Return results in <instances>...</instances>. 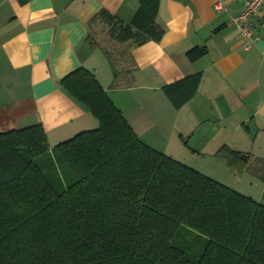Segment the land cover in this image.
<instances>
[{
	"label": "trees",
	"instance_id": "16d2710c",
	"mask_svg": "<svg viewBox=\"0 0 264 264\" xmlns=\"http://www.w3.org/2000/svg\"><path fill=\"white\" fill-rule=\"evenodd\" d=\"M139 2L130 23L108 10L93 23L128 50L161 42V0ZM202 78L164 88L177 110ZM61 86L99 127L54 149L41 124L0 133V264H264V204L143 142L90 70ZM215 157L237 177L250 161L229 146Z\"/></svg>",
	"mask_w": 264,
	"mask_h": 264
},
{
	"label": "crops",
	"instance_id": "0c3cea01",
	"mask_svg": "<svg viewBox=\"0 0 264 264\" xmlns=\"http://www.w3.org/2000/svg\"><path fill=\"white\" fill-rule=\"evenodd\" d=\"M246 1L161 0L162 41L128 50L93 20L108 10L130 23L139 0H2L0 133L41 124L54 148L97 129L99 121L61 86L86 68L153 149L200 172L196 156L215 157L223 146L250 155L232 183L210 177L264 204V7L250 21L256 41L247 49L231 24ZM196 47L208 53L192 62L188 52ZM199 73L197 96L177 110L164 88Z\"/></svg>",
	"mask_w": 264,
	"mask_h": 264
},
{
	"label": "built area",
	"instance_id": "2783aa9c",
	"mask_svg": "<svg viewBox=\"0 0 264 264\" xmlns=\"http://www.w3.org/2000/svg\"><path fill=\"white\" fill-rule=\"evenodd\" d=\"M221 5V4H220ZM220 6H218V9ZM264 7V0H247L243 12L233 17L231 24L236 26L246 40V48L249 49L256 41L254 30L251 27V19Z\"/></svg>",
	"mask_w": 264,
	"mask_h": 264
},
{
	"label": "rangeland",
	"instance_id": "374dc122",
	"mask_svg": "<svg viewBox=\"0 0 264 264\" xmlns=\"http://www.w3.org/2000/svg\"><path fill=\"white\" fill-rule=\"evenodd\" d=\"M254 142H255V139L253 138L252 144H254ZM54 148L52 147V149ZM184 151H186L187 155H192V151L188 149L186 146H185ZM196 158H197V161L193 165H195V167H199L201 169V172L203 171V173L207 174L208 176L223 177V179H227L225 180V183L226 182L232 183V181L236 180L237 178L236 174L225 163H222V161L221 163H218L219 160L216 157H211L210 155H207L204 158L198 157V156H196ZM56 166H57L58 172L61 174L57 163H56ZM227 176L228 178H226ZM229 185H232V184H229Z\"/></svg>",
	"mask_w": 264,
	"mask_h": 264
},
{
	"label": "water",
	"instance_id": "95a60500",
	"mask_svg": "<svg viewBox=\"0 0 264 264\" xmlns=\"http://www.w3.org/2000/svg\"><path fill=\"white\" fill-rule=\"evenodd\" d=\"M250 128H251V131H252V137L255 138V136L257 134V128H256L254 122L251 124Z\"/></svg>",
	"mask_w": 264,
	"mask_h": 264
}]
</instances>
